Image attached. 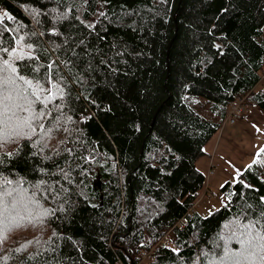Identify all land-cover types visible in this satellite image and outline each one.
<instances>
[{
  "label": "trees",
  "instance_id": "1",
  "mask_svg": "<svg viewBox=\"0 0 264 264\" xmlns=\"http://www.w3.org/2000/svg\"><path fill=\"white\" fill-rule=\"evenodd\" d=\"M4 60L56 95L17 109L0 140V191L16 201L0 264H139L151 248L140 264H223L254 234L243 225L264 224V144L224 204L196 209L197 159L229 111L264 114V0H0Z\"/></svg>",
  "mask_w": 264,
  "mask_h": 264
},
{
  "label": "rangeland",
  "instance_id": "2",
  "mask_svg": "<svg viewBox=\"0 0 264 264\" xmlns=\"http://www.w3.org/2000/svg\"><path fill=\"white\" fill-rule=\"evenodd\" d=\"M263 80L264 78L261 79V81ZM255 90H258V88ZM193 99L195 100L196 109L203 116L209 119L219 120V113L212 112L210 109L212 101L208 97L202 95L196 96ZM246 114L244 118L234 124H232L230 118L224 121L225 123L223 122V125L221 124L220 130L212 142V149L208 147V152L197 159L196 165L198 169L207 176V183L201 194L197 197L196 209L201 214H207L214 208L225 203L226 196L221 190V187L226 182H234L239 174L255 160L260 148L264 144V136L259 133H254L251 126L253 122L264 126L260 122V120H263L264 114L258 111H254L253 113L251 110L246 112ZM209 195L211 196L209 197ZM191 209H194V207L192 206ZM231 224H235V221H232ZM227 229L225 228L221 232V235L222 233L224 235ZM151 249L153 250V248ZM221 261L223 264H232L227 259H221ZM190 264H198V259ZM204 264H219V261L208 258Z\"/></svg>",
  "mask_w": 264,
  "mask_h": 264
},
{
  "label": "snow or ice",
  "instance_id": "3",
  "mask_svg": "<svg viewBox=\"0 0 264 264\" xmlns=\"http://www.w3.org/2000/svg\"><path fill=\"white\" fill-rule=\"evenodd\" d=\"M3 51L7 52L8 49H3ZM17 80L22 81L28 88H32V96L34 99L27 95L28 88H21L17 84ZM44 91H48L49 94L41 99V93ZM55 95L50 89L45 90L40 85L33 86L32 81L25 79L23 76H19L17 68L8 60H4L0 64V140L9 138L7 134L8 126L14 120L18 121L20 119L17 116V109L27 110L32 113V106L37 101L46 107L49 101L55 99ZM20 100H23L24 104L28 105L27 109L24 108V104L18 103ZM44 115L45 112L43 110L35 112L29 118L25 119L24 123L31 128L30 121L32 119L39 121ZM261 151H264V149ZM6 183H10V181H6ZM11 196V191H0V223H2L5 213L9 212V208H15V197H13L11 205L5 201V197ZM261 218H264V213L261 214ZM257 224H260L259 220L250 221L248 224L243 225L246 230H255L254 234L252 231H249L247 238H238L241 244V251L232 253L226 249L222 260H231L232 264H242V261L248 262V264H264V224H261L259 229L256 227Z\"/></svg>",
  "mask_w": 264,
  "mask_h": 264
},
{
  "label": "built area",
  "instance_id": "4",
  "mask_svg": "<svg viewBox=\"0 0 264 264\" xmlns=\"http://www.w3.org/2000/svg\"><path fill=\"white\" fill-rule=\"evenodd\" d=\"M234 109H235V110H234ZM237 109H238V106L235 105V106L232 108V110L229 111L228 117H229L232 121H234V120L236 119V117H238V113L235 112V111H237ZM210 196H211V195H209V197H210ZM151 255H152V249H150V251L143 252V253H142V258H141L139 264L142 262V260L149 258ZM120 264H122V263H120Z\"/></svg>",
  "mask_w": 264,
  "mask_h": 264
},
{
  "label": "crops",
  "instance_id": "5",
  "mask_svg": "<svg viewBox=\"0 0 264 264\" xmlns=\"http://www.w3.org/2000/svg\"><path fill=\"white\" fill-rule=\"evenodd\" d=\"M258 85V86H257ZM255 86V89L258 88V89H264V80L263 81H259V83ZM251 111H258L261 113V111H259L258 108H254L252 109Z\"/></svg>",
  "mask_w": 264,
  "mask_h": 264
},
{
  "label": "bare ground",
  "instance_id": "6",
  "mask_svg": "<svg viewBox=\"0 0 264 264\" xmlns=\"http://www.w3.org/2000/svg\"><path fill=\"white\" fill-rule=\"evenodd\" d=\"M262 75H263V74H262ZM246 95H247V94H246ZM246 95H245V96H246ZM244 100H245V99H244ZM244 100H243V101H244ZM230 104H231V103H230ZM246 105H247V104H246ZM229 109H230V107H229ZM245 109H246V108H245ZM234 110H235V109H234ZM243 110H244V109H243ZM244 111H245V110H244ZM244 113H245V112H244ZM225 118H226V117H225ZM227 118H228V117H227ZM227 118H226V120H227ZM228 120H229V119H228ZM228 122H229V121H228ZM224 123H225V122H224ZM21 124H22V123H21ZM31 125H32V124H31ZM222 125H223V124H222ZM23 128H24V127H23ZM32 129H33V128H32ZM212 168H213V167H212ZM213 169H214V168H213ZM211 173H212V172H211ZM197 201H198V200H197ZM197 201H196V202H197ZM194 208H195V207H194ZM182 224H183V223H182ZM170 230H171V229H170ZM152 252H153V250H152ZM142 262H143V261H142Z\"/></svg>",
  "mask_w": 264,
  "mask_h": 264
}]
</instances>
